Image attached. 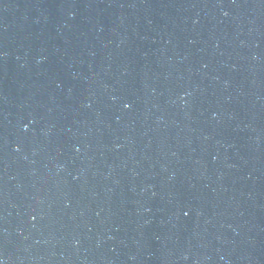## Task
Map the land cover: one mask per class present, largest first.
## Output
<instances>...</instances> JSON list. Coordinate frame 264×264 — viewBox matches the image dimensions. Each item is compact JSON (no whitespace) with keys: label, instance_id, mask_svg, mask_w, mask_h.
<instances>
[{"label":"water","instance_id":"1","mask_svg":"<svg viewBox=\"0 0 264 264\" xmlns=\"http://www.w3.org/2000/svg\"><path fill=\"white\" fill-rule=\"evenodd\" d=\"M0 264H264V0H0Z\"/></svg>","mask_w":264,"mask_h":264}]
</instances>
